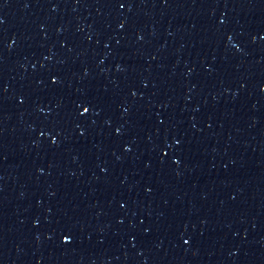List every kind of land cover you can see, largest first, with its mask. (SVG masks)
Here are the masks:
<instances>
[{
	"label": "water",
	"instance_id": "95a60500",
	"mask_svg": "<svg viewBox=\"0 0 264 264\" xmlns=\"http://www.w3.org/2000/svg\"><path fill=\"white\" fill-rule=\"evenodd\" d=\"M0 264H264V0H0Z\"/></svg>",
	"mask_w": 264,
	"mask_h": 264
}]
</instances>
